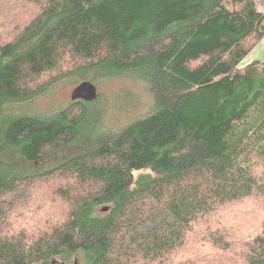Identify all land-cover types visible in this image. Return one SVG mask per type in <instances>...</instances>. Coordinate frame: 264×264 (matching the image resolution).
<instances>
[{
	"label": "trees",
	"instance_id": "16d2710c",
	"mask_svg": "<svg viewBox=\"0 0 264 264\" xmlns=\"http://www.w3.org/2000/svg\"><path fill=\"white\" fill-rule=\"evenodd\" d=\"M0 17V264H264V60L239 67L264 38L255 0H0ZM124 75L154 104L118 129L100 89L37 102Z\"/></svg>",
	"mask_w": 264,
	"mask_h": 264
},
{
	"label": "rangeland",
	"instance_id": "374dc122",
	"mask_svg": "<svg viewBox=\"0 0 264 264\" xmlns=\"http://www.w3.org/2000/svg\"><path fill=\"white\" fill-rule=\"evenodd\" d=\"M10 15L11 11H6V17ZM1 22L0 17V24ZM260 42L242 60L239 64L240 68L245 67L252 61L264 60V43ZM81 82L75 84L73 79H66L53 85L38 98L37 102L40 108L45 110L67 105L72 101V91L75 85L77 86ZM98 88L102 92V100L104 101L100 102V105L103 106L104 103H107L104 111L105 128L118 129L133 119L145 117L152 110L154 104L153 94L149 83L143 80L138 79L136 81L127 75L104 78L99 80ZM48 214L49 217L53 216L51 210ZM238 226L244 227L242 223L238 224ZM189 257L194 256L184 250L180 251L179 255L176 256V258L181 260H186ZM166 264H172V261Z\"/></svg>",
	"mask_w": 264,
	"mask_h": 264
},
{
	"label": "water",
	"instance_id": "95a60500",
	"mask_svg": "<svg viewBox=\"0 0 264 264\" xmlns=\"http://www.w3.org/2000/svg\"><path fill=\"white\" fill-rule=\"evenodd\" d=\"M98 94V86L90 80H85L75 86L72 91V99H81L89 102L95 100L98 97Z\"/></svg>",
	"mask_w": 264,
	"mask_h": 264
},
{
	"label": "crops",
	"instance_id": "0c3cea01",
	"mask_svg": "<svg viewBox=\"0 0 264 264\" xmlns=\"http://www.w3.org/2000/svg\"><path fill=\"white\" fill-rule=\"evenodd\" d=\"M255 4L257 6V8L264 13V0H255ZM260 42V41H259ZM258 42V43H259ZM261 42L264 43V38L261 40ZM260 42V43H261Z\"/></svg>",
	"mask_w": 264,
	"mask_h": 264
}]
</instances>
